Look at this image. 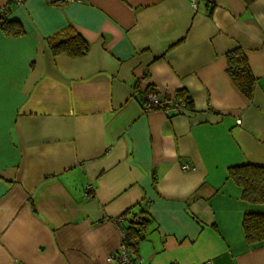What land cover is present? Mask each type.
I'll return each mask as SVG.
<instances>
[{"label":"crops","instance_id":"1","mask_svg":"<svg viewBox=\"0 0 264 264\" xmlns=\"http://www.w3.org/2000/svg\"><path fill=\"white\" fill-rule=\"evenodd\" d=\"M196 4L0 0L24 29H0V264H114L112 219L138 203L152 220L142 264H264L242 229L264 204L226 172L264 166V0ZM68 26L86 55H52L47 39ZM235 48L250 99L226 72ZM148 86L185 88L196 111H144Z\"/></svg>","mask_w":264,"mask_h":264},{"label":"trees","instance_id":"2","mask_svg":"<svg viewBox=\"0 0 264 264\" xmlns=\"http://www.w3.org/2000/svg\"><path fill=\"white\" fill-rule=\"evenodd\" d=\"M251 4L254 0H244ZM0 29L7 35H22V24L16 20L0 19ZM52 55L64 53L70 57H81L89 50V41L73 27L68 26L64 31L47 39ZM226 72L234 85L248 99L252 97L255 78L252 75L246 56L240 48L226 53ZM154 89L148 86L144 91V103L147 92ZM165 106L173 102L181 105L179 113L192 114L196 110L193 100L185 88L175 91L172 98H162ZM144 106V105H143ZM227 179L232 180L241 188V198L251 204H264V166L242 163L227 167ZM138 203L126 209L119 217L120 227L124 233L125 246L136 253L138 243L145 238L152 220L144 208ZM140 206V209H136ZM118 218V217H117ZM244 239L250 246L264 243V213L245 212L242 218Z\"/></svg>","mask_w":264,"mask_h":264},{"label":"built area","instance_id":"3","mask_svg":"<svg viewBox=\"0 0 264 264\" xmlns=\"http://www.w3.org/2000/svg\"><path fill=\"white\" fill-rule=\"evenodd\" d=\"M63 0H53V2H61ZM191 6L193 9H196V0H191ZM7 13V8L4 7L0 12V19L4 18ZM145 103L143 106L144 111H151V110H161L167 116H172L175 114H179V110L181 109V105L178 103L173 102L169 106H165L163 99L157 94L155 89H151L147 92L145 96ZM237 123H240V120H237ZM183 169H187V166H183ZM89 189H93L92 185L88 186ZM122 219L118 216V218L112 219L114 224L120 229L122 233L121 243L116 252V254L112 257L114 264H142V262L138 259L136 253L128 249L124 242L123 237L124 233L120 227V221Z\"/></svg>","mask_w":264,"mask_h":264}]
</instances>
